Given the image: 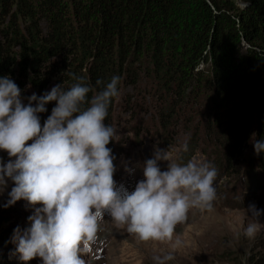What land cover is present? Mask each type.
Wrapping results in <instances>:
<instances>
[{"label": "trees", "instance_id": "16d2710c", "mask_svg": "<svg viewBox=\"0 0 264 264\" xmlns=\"http://www.w3.org/2000/svg\"><path fill=\"white\" fill-rule=\"evenodd\" d=\"M142 74L156 82L148 92L157 97L167 141L188 100L185 87L194 86L196 98L206 79L212 95L202 120L220 165L233 172L242 158L264 172V152L253 146L264 139V0H0V77L15 81L22 101L57 84L67 89L77 82L73 76L91 85L90 99L98 79L106 84L118 75L121 95L139 87ZM133 96L121 109L136 113ZM9 213L0 209V229ZM15 262L11 243L0 237V264ZM248 264H264V254L252 252Z\"/></svg>", "mask_w": 264, "mask_h": 264}, {"label": "clouds", "instance_id": "9594fccd", "mask_svg": "<svg viewBox=\"0 0 264 264\" xmlns=\"http://www.w3.org/2000/svg\"><path fill=\"white\" fill-rule=\"evenodd\" d=\"M65 89L57 84L41 96L33 93L28 103L13 79L0 77V193L8 192L5 207L23 199L32 207L28 225L13 230L12 242L20 259L39 257L42 264H89L99 239L105 213L117 227H126L140 241H173V250L182 246L176 227L188 219L196 207L211 210L218 199L217 168L193 157L174 162L169 150L156 147L143 164V179L128 191L114 180L116 166L112 149L117 128L105 123L113 98L120 95L121 77L108 83L98 79L93 91L83 77ZM55 101L51 114L41 125L39 113ZM35 102V104L33 103ZM32 141L31 143H28ZM255 153L264 152V139L253 141ZM183 151H188L187 143ZM161 161H167L162 170ZM126 171L132 169L126 167ZM252 222L244 235L255 239L261 230L259 217L264 209L249 204ZM155 264L175 259L174 251L152 257Z\"/></svg>", "mask_w": 264, "mask_h": 264}, {"label": "rangeland", "instance_id": "374dc122", "mask_svg": "<svg viewBox=\"0 0 264 264\" xmlns=\"http://www.w3.org/2000/svg\"><path fill=\"white\" fill-rule=\"evenodd\" d=\"M182 17L185 18L186 15ZM43 25L46 26L45 23ZM146 61L148 62L142 56L141 67L145 66L143 62ZM202 67L206 70L209 66L201 64L200 68ZM140 79L139 87L136 89L125 87L119 96L113 124L118 135L116 140L108 145L115 157L114 180L117 186L123 185L129 192L134 190L136 183L144 178L142 171L144 162L152 158L156 147H159L168 149L174 162L186 163L196 157L214 165L218 170L215 181L218 199L211 210L194 207L189 211L187 221L176 227V236L182 239L183 244L175 250H173L175 237L171 242L140 241L136 235L128 233L126 227H117L110 215L105 213L101 224L102 230L98 234L99 239L92 246L91 254L84 256V259L89 264H155L152 259L154 255L174 251L175 259L168 261L167 264H248L252 252L264 254V215L259 217L261 230L255 239H249L244 235V230L253 220L251 213L246 211L248 205L254 203L258 209H264V172L259 170L257 165L248 164L246 159L243 161L242 158L238 159L241 160L238 163V170L233 172L226 169L227 165L226 168L220 165V154L217 152L219 147L213 143L211 135L205 128L206 123H203L212 95L207 80L204 79L196 98L193 96L194 86L185 87L188 100L177 109L179 121L174 130L171 129L172 140L167 141V135L163 132L157 115V97L153 95L154 92L152 94L148 92L156 82L146 74H142ZM138 88H141L143 93ZM130 93L134 95L133 100L139 101L136 113L121 109L126 96ZM23 103L27 104L28 99ZM51 110L52 108L38 114L42 126ZM136 128L141 129L139 134ZM184 143L188 145L187 152L183 151ZM245 152L247 150L242 148L239 156ZM0 157H3L5 162L9 159L7 152L2 150ZM167 163L160 162L162 170L166 169ZM126 167L132 171H126ZM12 186L13 183L9 181L8 187L0 193V209L6 213L10 212L11 216L9 221L1 225L0 237L11 243L16 257L14 264H42L39 257L24 262L15 251L16 245L12 242L13 230L18 225L21 228L28 225L27 217L32 214L33 209L23 199L11 206H4L9 199L8 192Z\"/></svg>", "mask_w": 264, "mask_h": 264}]
</instances>
